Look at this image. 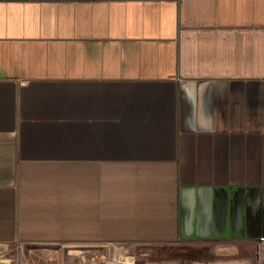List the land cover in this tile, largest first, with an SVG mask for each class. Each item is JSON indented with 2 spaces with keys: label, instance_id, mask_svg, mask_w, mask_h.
Returning <instances> with one entry per match:
<instances>
[{
  "label": "crops",
  "instance_id": "0c3cea01",
  "mask_svg": "<svg viewBox=\"0 0 264 264\" xmlns=\"http://www.w3.org/2000/svg\"><path fill=\"white\" fill-rule=\"evenodd\" d=\"M15 242L264 264V0H0Z\"/></svg>",
  "mask_w": 264,
  "mask_h": 264
},
{
  "label": "rangeland",
  "instance_id": "374dc122",
  "mask_svg": "<svg viewBox=\"0 0 264 264\" xmlns=\"http://www.w3.org/2000/svg\"><path fill=\"white\" fill-rule=\"evenodd\" d=\"M113 249H120L129 255H133L135 264L143 261V255H147L145 259L153 260L186 255L190 252L182 246L139 245L130 247L119 243L34 244L15 242L5 249H0V260L8 261L10 264H73L77 262L76 257L80 252L84 253L87 259L102 260V258L108 259ZM124 258L126 259V257Z\"/></svg>",
  "mask_w": 264,
  "mask_h": 264
},
{
  "label": "built area",
  "instance_id": "2783aa9c",
  "mask_svg": "<svg viewBox=\"0 0 264 264\" xmlns=\"http://www.w3.org/2000/svg\"><path fill=\"white\" fill-rule=\"evenodd\" d=\"M123 256L126 257L122 258ZM77 262L73 264H101L104 262V264H135V258L133 255H129L124 251H121L120 249H113L110 253L108 259H87L86 255L82 252L78 253L77 255Z\"/></svg>",
  "mask_w": 264,
  "mask_h": 264
},
{
  "label": "water",
  "instance_id": "95a60500",
  "mask_svg": "<svg viewBox=\"0 0 264 264\" xmlns=\"http://www.w3.org/2000/svg\"><path fill=\"white\" fill-rule=\"evenodd\" d=\"M0 264H10V263L8 261L0 260Z\"/></svg>",
  "mask_w": 264,
  "mask_h": 264
},
{
  "label": "bare ground",
  "instance_id": "6f19581e",
  "mask_svg": "<svg viewBox=\"0 0 264 264\" xmlns=\"http://www.w3.org/2000/svg\"><path fill=\"white\" fill-rule=\"evenodd\" d=\"M125 257V256H124ZM124 257H122V258H124Z\"/></svg>",
  "mask_w": 264,
  "mask_h": 264
}]
</instances>
